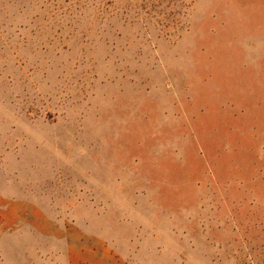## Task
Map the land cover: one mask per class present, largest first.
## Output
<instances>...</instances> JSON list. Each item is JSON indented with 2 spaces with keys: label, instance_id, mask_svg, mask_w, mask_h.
Here are the masks:
<instances>
[{
  "label": "rangeland",
  "instance_id": "obj_1",
  "mask_svg": "<svg viewBox=\"0 0 264 264\" xmlns=\"http://www.w3.org/2000/svg\"><path fill=\"white\" fill-rule=\"evenodd\" d=\"M0 264H264V0H0Z\"/></svg>",
  "mask_w": 264,
  "mask_h": 264
}]
</instances>
